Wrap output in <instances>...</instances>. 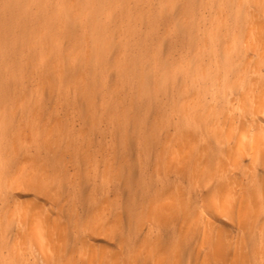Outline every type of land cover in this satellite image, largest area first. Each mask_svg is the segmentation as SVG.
I'll return each instance as SVG.
<instances>
[{
	"label": "bare ground",
	"instance_id": "bare-ground-1",
	"mask_svg": "<svg viewBox=\"0 0 264 264\" xmlns=\"http://www.w3.org/2000/svg\"><path fill=\"white\" fill-rule=\"evenodd\" d=\"M0 264H264V0H0Z\"/></svg>",
	"mask_w": 264,
	"mask_h": 264
}]
</instances>
